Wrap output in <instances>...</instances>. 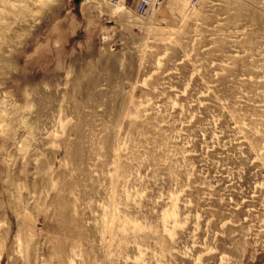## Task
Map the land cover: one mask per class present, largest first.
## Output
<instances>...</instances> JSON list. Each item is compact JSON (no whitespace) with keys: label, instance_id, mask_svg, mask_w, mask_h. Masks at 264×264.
Masks as SVG:
<instances>
[{"label":"rangeland","instance_id":"obj_1","mask_svg":"<svg viewBox=\"0 0 264 264\" xmlns=\"http://www.w3.org/2000/svg\"><path fill=\"white\" fill-rule=\"evenodd\" d=\"M134 3L0 0V264H264V0Z\"/></svg>","mask_w":264,"mask_h":264},{"label":"built area","instance_id":"obj_2","mask_svg":"<svg viewBox=\"0 0 264 264\" xmlns=\"http://www.w3.org/2000/svg\"><path fill=\"white\" fill-rule=\"evenodd\" d=\"M115 1L116 0H112V2ZM164 1L165 0H134V12L140 16L145 15L148 11H151L153 8H158Z\"/></svg>","mask_w":264,"mask_h":264},{"label":"bare ground","instance_id":"obj_3","mask_svg":"<svg viewBox=\"0 0 264 264\" xmlns=\"http://www.w3.org/2000/svg\"><path fill=\"white\" fill-rule=\"evenodd\" d=\"M122 1H124V0H122ZM159 7H160V6H159ZM118 9L121 10V9H122V6H119ZM154 10H155V9L153 8L151 11H148V12L153 13ZM148 12H147L146 14H148ZM135 14H136V13H135ZM146 14H145V15H146ZM136 15H137V14H136ZM138 16H140V15H138Z\"/></svg>","mask_w":264,"mask_h":264},{"label":"water","instance_id":"obj_4","mask_svg":"<svg viewBox=\"0 0 264 264\" xmlns=\"http://www.w3.org/2000/svg\"><path fill=\"white\" fill-rule=\"evenodd\" d=\"M79 0H76V2H78Z\"/></svg>","mask_w":264,"mask_h":264}]
</instances>
